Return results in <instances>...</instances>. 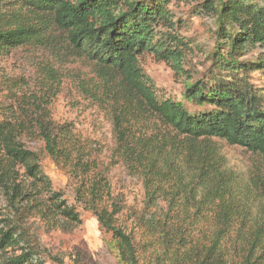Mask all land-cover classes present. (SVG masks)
<instances>
[{"label": "trees", "instance_id": "16d2710c", "mask_svg": "<svg viewBox=\"0 0 264 264\" xmlns=\"http://www.w3.org/2000/svg\"><path fill=\"white\" fill-rule=\"evenodd\" d=\"M183 3L214 28L209 66L197 79L184 70L192 48L171 10ZM0 9L18 26L0 30V57L47 47L44 34L55 29L74 56L93 64L98 84L86 94L113 136L106 158L99 143L55 124L48 106H6L0 264H65L43 237L72 234L83 213L110 237L104 248L116 264H264V0H0ZM144 55L185 78L184 103L156 97L139 65ZM27 126L66 175L72 202L54 190L40 153L23 141ZM216 142L257 157L245 181ZM115 168L142 191L133 215L138 240L118 221L126 203L112 191Z\"/></svg>", "mask_w": 264, "mask_h": 264}, {"label": "rangeland", "instance_id": "374dc122", "mask_svg": "<svg viewBox=\"0 0 264 264\" xmlns=\"http://www.w3.org/2000/svg\"><path fill=\"white\" fill-rule=\"evenodd\" d=\"M192 6L183 3L171 7V10L174 21H179L183 26L179 30L180 35L186 38L192 48L185 58L184 70L197 79L209 66L207 57L214 49L215 34L211 20L196 18ZM14 18L0 9V30L17 28ZM22 24L29 25L27 19ZM44 36L47 47H19L0 57V114L5 112L6 106H48L49 115L55 124L68 125L76 135L96 141L107 158L113 148L111 127L103 113L95 107L99 105L86 94V89L98 84L93 64L74 56V50L57 30L51 29ZM139 65L153 80L158 99L184 103V77L176 75L168 64L155 61L151 55L141 57ZM252 78L256 85L263 82L259 75H253ZM22 139L32 151L40 153L42 171L51 180L54 190L63 192L64 198L72 202L70 190H66L68 179L43 153V143L38 134L27 126ZM216 143L226 166L243 181L258 166L257 157L244 149L229 147L223 142ZM109 179L112 191L125 198L126 208L119 217V224L138 240L141 232L135 225L133 215L140 209L142 191L140 187L127 183L120 168L112 169ZM109 238L100 233L90 213H83L81 226L72 234L53 232L43 237V242L53 254L57 252L63 255L65 264H116L111 253L104 248V242L109 241Z\"/></svg>", "mask_w": 264, "mask_h": 264}]
</instances>
